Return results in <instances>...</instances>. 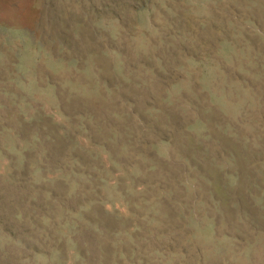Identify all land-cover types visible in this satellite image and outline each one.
<instances>
[{
    "label": "rangeland",
    "instance_id": "374dc122",
    "mask_svg": "<svg viewBox=\"0 0 264 264\" xmlns=\"http://www.w3.org/2000/svg\"><path fill=\"white\" fill-rule=\"evenodd\" d=\"M0 264H264V0H0Z\"/></svg>",
    "mask_w": 264,
    "mask_h": 264
},
{
    "label": "water",
    "instance_id": "95a60500",
    "mask_svg": "<svg viewBox=\"0 0 264 264\" xmlns=\"http://www.w3.org/2000/svg\"><path fill=\"white\" fill-rule=\"evenodd\" d=\"M57 2H63L64 0H56ZM196 144V143H195ZM199 146H197V144L195 145V149H197V151L199 150L200 151V149H202V145L201 144H198ZM202 146V147H201Z\"/></svg>",
    "mask_w": 264,
    "mask_h": 264
}]
</instances>
